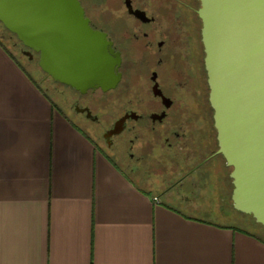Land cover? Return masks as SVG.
<instances>
[{
    "label": "crops",
    "instance_id": "0c3cea01",
    "mask_svg": "<svg viewBox=\"0 0 264 264\" xmlns=\"http://www.w3.org/2000/svg\"><path fill=\"white\" fill-rule=\"evenodd\" d=\"M190 207L138 184L0 39V264H264V238Z\"/></svg>",
    "mask_w": 264,
    "mask_h": 264
},
{
    "label": "flooded vegetation",
    "instance_id": "af4514ba",
    "mask_svg": "<svg viewBox=\"0 0 264 264\" xmlns=\"http://www.w3.org/2000/svg\"><path fill=\"white\" fill-rule=\"evenodd\" d=\"M78 1L90 26L106 34L119 55L115 70L119 81L106 92L81 93L43 72L45 93L131 177L151 185L152 175L168 178V173L160 174L167 165L170 174L179 173L168 187L181 196L178 188L188 177L207 171L217 158L225 163L217 155L199 2ZM17 41L15 51L28 66L33 65L39 55ZM98 109L106 110L99 116ZM205 177L199 176L201 182Z\"/></svg>",
    "mask_w": 264,
    "mask_h": 264
},
{
    "label": "water",
    "instance_id": "95a60500",
    "mask_svg": "<svg viewBox=\"0 0 264 264\" xmlns=\"http://www.w3.org/2000/svg\"><path fill=\"white\" fill-rule=\"evenodd\" d=\"M217 155L233 209L264 227V0H197ZM0 23L42 72L81 93L119 81L120 58L78 0H0Z\"/></svg>",
    "mask_w": 264,
    "mask_h": 264
},
{
    "label": "rangeland",
    "instance_id": "374dc122",
    "mask_svg": "<svg viewBox=\"0 0 264 264\" xmlns=\"http://www.w3.org/2000/svg\"><path fill=\"white\" fill-rule=\"evenodd\" d=\"M81 1L84 3H88L91 0ZM8 36H12V34H10L0 23V39L2 40L3 44L18 57L19 61L28 71L31 77L37 82V84H39L41 89L45 91V88L47 87L46 82L43 80L45 75L39 68L37 58L35 59L33 65L28 66L13 47V43L17 41L16 37L13 36L12 39H8ZM50 99L57 105V107H59V103L54 97H51ZM105 110H99V116L103 115L102 112ZM69 116L71 115L69 114ZM88 135L92 137L90 133H88ZM223 163H221L217 158V160H214L213 163L208 166L207 171L201 170L198 173H194L187 178V181L184 182L182 186L178 188L179 193H181V197L186 196L190 198V205L193 206L192 209H198L197 211L195 210V212H192L190 207L189 212H191L195 216H204V214L206 213L207 215L205 217L212 222H219L225 225L228 224L245 231L258 234L259 236L264 238V228H262V226L257 224L251 216L244 215L233 209L230 197L232 190L230 168H228L226 164ZM121 168L124 170L123 167ZM169 170L170 167L167 165V167L162 170L163 172L160 173L163 175L164 173L169 174L168 178H166L165 180L159 179L154 175L148 178L150 180L151 186L155 185L158 188H162V186L168 187V185L174 184L175 180L180 176V174H170L171 171ZM204 175H206V177L204 178V180H202L203 182H201L199 176L204 177ZM132 178L136 180L138 184L146 187V184L144 186L140 181H138V178ZM148 184L149 183H147V185Z\"/></svg>",
    "mask_w": 264,
    "mask_h": 264
},
{
    "label": "trees",
    "instance_id": "16d2710c",
    "mask_svg": "<svg viewBox=\"0 0 264 264\" xmlns=\"http://www.w3.org/2000/svg\"><path fill=\"white\" fill-rule=\"evenodd\" d=\"M14 36V35H13Z\"/></svg>",
    "mask_w": 264,
    "mask_h": 264
}]
</instances>
